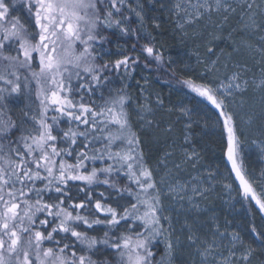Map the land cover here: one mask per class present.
Masks as SVG:
<instances>
[{
  "label": "snow or ice",
  "instance_id": "6c2138e0",
  "mask_svg": "<svg viewBox=\"0 0 264 264\" xmlns=\"http://www.w3.org/2000/svg\"><path fill=\"white\" fill-rule=\"evenodd\" d=\"M254 3L240 0V10L247 14L244 27L264 29V22L256 20L264 8ZM20 4L30 23L11 15L7 0H0V264H113L106 258L111 254L115 264H173L180 240L173 241L175 229L163 215L162 192L129 127L127 97L109 92L101 106L85 101V95L97 91L103 99L109 73H128L130 65L138 63L139 57L123 52L122 59L100 63L97 49L112 42L114 30L135 34L128 13L135 12L142 23L143 5L138 4L137 11L129 0H20ZM190 7L195 16L188 14L189 22L205 14L223 13L227 19L237 11L229 0H197ZM141 54L146 60H163L150 42ZM213 54L209 47L208 55ZM215 66L213 61L211 67ZM243 76L233 72L215 88L185 83L221 110L231 170L245 199L250 196L264 213V198L245 179L233 114L223 110L221 98L246 93L250 85ZM254 86L264 91V79ZM13 95L25 101L18 122L7 103ZM74 95L79 100L72 99ZM62 123L69 125L67 130ZM14 130L20 133L15 139ZM124 179L128 183L122 185ZM94 186L105 190L97 192ZM182 189L169 185L167 192L178 194ZM100 225L106 228L102 237L89 234ZM251 231L257 239L264 237L254 226ZM214 236L228 238L227 256L215 239L208 243L187 236L200 264H249L253 250L238 232H221L216 225ZM161 243L164 255L157 261Z\"/></svg>",
  "mask_w": 264,
  "mask_h": 264
},
{
  "label": "rangeland",
  "instance_id": "374dc122",
  "mask_svg": "<svg viewBox=\"0 0 264 264\" xmlns=\"http://www.w3.org/2000/svg\"><path fill=\"white\" fill-rule=\"evenodd\" d=\"M13 1L7 0L12 12L28 20L26 13L20 10L21 4ZM229 2L234 4L237 11L229 13L227 19L223 13L211 16L205 14L200 19H193L189 22L188 14L195 16L190 4H196L197 0H152L154 7L169 14L173 23L185 36L191 34L196 36L202 33V36H206L208 32L213 42L218 39L216 35L229 28L230 36L228 34V38L230 39L235 33L240 34L242 42L239 46L245 48L247 55L252 57L254 51H259L261 42H264L262 39L264 38V29H245L244 21L247 20V14L241 12L240 0H229ZM178 4L181 5L179 9L176 7ZM255 5L264 8V0H255L254 7ZM184 9H187V13ZM256 20L257 23L264 22V14H258ZM225 58V67L219 70V75L216 77L220 80L217 81L215 87L221 81L226 82V77L236 71L243 72V79L249 82L250 87L246 93L235 92L231 96L222 98L236 116L237 114L241 116L243 127H246L244 129V145L252 154L250 164L259 168V171H253L252 168V172L256 176L254 179L258 180L260 192L264 197V92L254 86V82L259 83L263 79L264 71L256 62L250 67H236L230 65L229 59ZM215 67H218L217 63ZM212 69L214 68L210 65V70ZM142 80L134 88L135 93H138L136 96L132 94L131 107L135 110L137 122L141 124L142 128L155 131L162 129L166 133L161 137V143H165L164 155L155 165V169L158 188L162 192L163 215L170 218L175 229L173 241L176 237H179L180 240V244L176 248L174 262L176 264H200L201 258L197 254L196 248L190 247L188 244L187 236L189 234L208 243H212L215 239L218 245H222L223 255L227 256L230 247L228 238L220 239L214 236L216 225H219L221 232L225 230L238 232L245 245L250 246L241 222L240 215L243 208L237 190L233 185L227 183L224 175L206 163L194 142L195 133L193 130L195 126L196 129L202 127L204 131L210 129L198 117L200 113L205 115L203 113L205 110L200 111L199 108L193 107L189 99H186L187 102L180 101L176 105L168 104L161 96L154 93L147 77H143ZM32 95L35 100V91ZM24 103L22 97L13 98L9 102L11 113L18 119ZM33 106L35 107V105ZM207 120L212 124L211 131L216 130L213 120L209 118ZM189 156L191 159L187 158ZM169 185H174L177 189H181L183 186V189L178 194L168 193ZM186 225L190 226L191 232ZM249 264H264V261L259 263L253 250Z\"/></svg>",
  "mask_w": 264,
  "mask_h": 264
},
{
  "label": "trees",
  "instance_id": "16d2710c",
  "mask_svg": "<svg viewBox=\"0 0 264 264\" xmlns=\"http://www.w3.org/2000/svg\"><path fill=\"white\" fill-rule=\"evenodd\" d=\"M13 2L20 3V0H14ZM129 3L131 8L137 11H139L137 5H143V22H139L135 12L130 11L128 14L131 16V27L136 29V33H130L125 36L120 34L118 30H114L116 34L110 37L112 42L106 43L103 45V48L97 49L102 57L98 62H114L116 59H122L123 57L119 53L123 52L132 57H139L138 63L130 65L128 73H124L122 70L109 73L110 82L103 90V99L101 98L100 91H97L92 96L85 95V101L89 103L94 102L96 106H101L104 100L109 98V92L112 95L121 94L127 97L124 110L128 116L129 127L139 138V151L142 152L146 165L152 170L157 187L155 165L164 155L165 143H161V137L162 135H166V133L162 129L158 131L144 129L137 122L135 110L131 107L132 98L138 93L137 90V93L134 91L137 83L142 82L143 77H147L154 93L161 96L166 103L176 105L180 101L187 102L186 99H189L193 107L199 108L200 111L205 110L203 112L205 115H201L200 113L198 117L210 129L209 131H204L202 127L196 129L195 126L193 130L195 133V145L198 148V152L205 158L206 163L224 175L227 183L233 185L237 190L243 208L240 217L242 225L245 228L248 245L254 250L255 257L259 263L264 261V246L261 244V240H264V237L257 239L256 235L251 231L254 226L257 233H264V213L260 211L259 206L255 204V201L250 196L245 199L240 181L236 178L235 172L231 170V162L227 159V131L223 124L224 117L220 115L221 110L217 109L206 98L199 96L198 93L185 83V81H191L195 85L210 84L215 88L217 81L220 80L216 76L219 75V70L225 67V57L229 59L230 65L250 67L251 65H255L254 62H256L259 63L260 69L264 71V42H261V47L259 48L260 54L256 50L253 56L250 57L245 52V48L239 46L240 42H242L240 34L235 33L230 39L228 38V34L230 36L229 28L225 32H220L216 35L218 39L213 42L208 32L206 36H202L203 33L196 36H193V34L185 36L173 23V19L169 14L164 10H158L154 7L152 0H129ZM10 12L11 15L17 16L11 9ZM20 19L22 22L29 23L25 18L20 17ZM149 42L162 54V61L146 60L144 54H141L142 47ZM133 45H135V51L132 50ZM209 47L214 50V54L211 56L208 55ZM213 61L218 64V67L212 69L214 72H211L210 65ZM72 83L75 85L76 80L73 79ZM0 86H3L2 82H0ZM13 98H16V96L13 95L7 100L8 105ZM71 98L79 100V96L77 95ZM224 103L226 107L223 110L233 114L235 131L240 142L239 155L242 160L245 179L249 181L257 196L264 198L260 192L258 180L254 179L256 176L252 172V168L253 171H259V168L250 164L252 154L248 152L244 145V129L246 127H243L241 116L239 114L236 116L225 100ZM10 114L14 121H19L15 115L11 112ZM208 118L213 120L216 130L211 131L212 124L207 120ZM171 122H174V120H171ZM68 126L67 123L61 124V127L65 128V130H67ZM72 127H75V125H72ZM113 131H115L114 126ZM19 135L18 131H13L14 139ZM168 135L171 134L168 133ZM121 146L126 147V145ZM69 160L71 162V158ZM97 166H100L99 162ZM127 183L126 179L121 181L122 185ZM94 187L97 192L105 190L104 186ZM76 191V188H73V193ZM80 195L83 196V193H80ZM128 199L131 198L129 197ZM104 230H106L105 226L100 225L97 226L95 231H90L89 234L102 237ZM164 247L163 243L159 245V252L156 257L157 261L164 255ZM106 258L111 259L113 264H115L114 254ZM173 264H176L174 260Z\"/></svg>",
  "mask_w": 264,
  "mask_h": 264
}]
</instances>
